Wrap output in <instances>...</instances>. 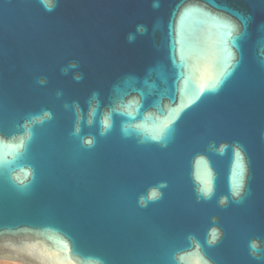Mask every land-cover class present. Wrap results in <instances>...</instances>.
<instances>
[{
    "label": "water",
    "instance_id": "95a60500",
    "mask_svg": "<svg viewBox=\"0 0 264 264\" xmlns=\"http://www.w3.org/2000/svg\"><path fill=\"white\" fill-rule=\"evenodd\" d=\"M51 3L0 0V260L264 264V0Z\"/></svg>",
    "mask_w": 264,
    "mask_h": 264
},
{
    "label": "clouds",
    "instance_id": "9594fccd",
    "mask_svg": "<svg viewBox=\"0 0 264 264\" xmlns=\"http://www.w3.org/2000/svg\"><path fill=\"white\" fill-rule=\"evenodd\" d=\"M41 3L43 4L44 8L46 11H52L53 10V4L51 3V0H41ZM158 5H154V7H156ZM137 31L139 32H143L144 29L142 27H138ZM132 39H134L133 36H129V40L131 41ZM74 66V65H73ZM79 78V77H78ZM102 129L103 130H107L111 127V114L109 113L107 116H105V118L102 120ZM101 134L103 135L104 134V131L101 132ZM85 143H88V144H91V140H85ZM14 180H16V177L14 176L13 177ZM19 182V181H17ZM163 186V185H161ZM199 195L203 196L205 199L209 198L211 196V192L209 190H204V191H200L198 192ZM241 194V191H233L231 193V195L235 198V197H238L239 195ZM160 195V193L157 191V190H152V193L150 195V199H155V198H158V196ZM225 200L226 198H221V201L220 203L223 204L225 203ZM143 203V201H142ZM218 233L216 234V238H218ZM209 243H215V239H212V240H209ZM250 247L252 249H258V244L253 241L251 244H250ZM88 264H103V262L99 259H90L88 261ZM198 264H209V262L206 260V259H203L201 261L198 262Z\"/></svg>",
    "mask_w": 264,
    "mask_h": 264
},
{
    "label": "bare ground",
    "instance_id": "6f19581e",
    "mask_svg": "<svg viewBox=\"0 0 264 264\" xmlns=\"http://www.w3.org/2000/svg\"><path fill=\"white\" fill-rule=\"evenodd\" d=\"M0 264H22V263L14 262V261H7V260H0Z\"/></svg>",
    "mask_w": 264,
    "mask_h": 264
}]
</instances>
